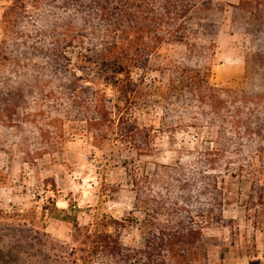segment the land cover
<instances>
[{
	"label": "rangeland",
	"instance_id": "rangeland-1",
	"mask_svg": "<svg viewBox=\"0 0 264 264\" xmlns=\"http://www.w3.org/2000/svg\"><path fill=\"white\" fill-rule=\"evenodd\" d=\"M15 1L0 264H264V0Z\"/></svg>",
	"mask_w": 264,
	"mask_h": 264
},
{
	"label": "trees",
	"instance_id": "trees-1",
	"mask_svg": "<svg viewBox=\"0 0 264 264\" xmlns=\"http://www.w3.org/2000/svg\"><path fill=\"white\" fill-rule=\"evenodd\" d=\"M32 1V6H34V8L35 9H38V8H40L41 7V1L39 2V0H31ZM143 2H145V3H147V4H149V0H142ZM15 2H18L19 4H18V6L16 7V9H22V5L21 6H19L20 5V0H16ZM211 2L212 1H210V0H199L196 4H194L193 6H196L195 8H198V9H200V10H208L209 9V7H210V4H211ZM168 4H170V5H172V1L171 0H166V6L168 5ZM23 7L25 8V6H24V4H23ZM103 7V6H102ZM147 7V9H150V7H148V6H146ZM165 7V6H164ZM105 9V7L104 8H102V10H104ZM191 9V8H190ZM23 10V9H22ZM101 10V11H102ZM153 10H154V8L152 9V12H153ZM21 11V10H20ZM102 14V13H101ZM142 18H144V16H142ZM55 25H57V22H55ZM135 26H129V29H131L130 31H132V29L134 28ZM104 236H107V237H110V235L108 234V233H105L104 234ZM88 237V236H87ZM89 239H90V237H88ZM93 242V246L91 247V252H92V254L94 253V252H96V253H102V254H105L106 253V251H108V249H109V246H108V244H106V243H100L99 241H92ZM173 242V240H168V243H171L170 244V246H168V245H164V248L163 249H165V250H168V252H174V251H176L177 250V248L175 247V246H173L172 243ZM184 244V242L182 241V243H180V246H182ZM161 249H162V247H161ZM91 254V255H92ZM182 259H185V258H180V260H182Z\"/></svg>",
	"mask_w": 264,
	"mask_h": 264
}]
</instances>
